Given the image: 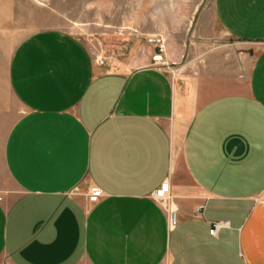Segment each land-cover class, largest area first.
I'll return each instance as SVG.
<instances>
[{
    "label": "crops",
    "instance_id": "obj_1",
    "mask_svg": "<svg viewBox=\"0 0 264 264\" xmlns=\"http://www.w3.org/2000/svg\"><path fill=\"white\" fill-rule=\"evenodd\" d=\"M190 45L187 71L156 53L99 65L58 29L15 46L0 264H264V0H212Z\"/></svg>",
    "mask_w": 264,
    "mask_h": 264
},
{
    "label": "rangeland",
    "instance_id": "obj_2",
    "mask_svg": "<svg viewBox=\"0 0 264 264\" xmlns=\"http://www.w3.org/2000/svg\"><path fill=\"white\" fill-rule=\"evenodd\" d=\"M211 2L0 0V93H8L7 67L15 46L41 29L63 30L82 39L89 50L99 48L101 65L115 64L130 52L158 53L161 44L160 53L172 68L187 71L194 28Z\"/></svg>",
    "mask_w": 264,
    "mask_h": 264
},
{
    "label": "built area",
    "instance_id": "obj_3",
    "mask_svg": "<svg viewBox=\"0 0 264 264\" xmlns=\"http://www.w3.org/2000/svg\"><path fill=\"white\" fill-rule=\"evenodd\" d=\"M157 42L160 41V39L156 40ZM158 53H156L155 57L159 56L158 60H161V51L162 46L161 44H158ZM90 55L92 56L94 62L96 64H103L104 63V58L101 54V50L99 48H93L92 50H89ZM169 192V184L168 182H162L159 187L153 192L152 198L159 204H162L164 200L167 198ZM102 195V190L99 188L93 187V189L88 192V200L89 201H96L100 196ZM178 221L177 217V211L174 208H169V223L171 226H175ZM227 224V221H218L213 223L212 228L209 230L210 234H216V231L218 230L219 227L224 226Z\"/></svg>",
    "mask_w": 264,
    "mask_h": 264
}]
</instances>
